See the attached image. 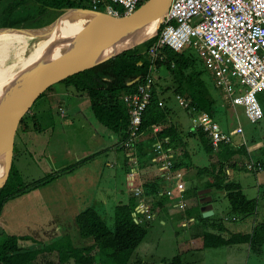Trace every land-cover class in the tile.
Masks as SVG:
<instances>
[{
	"label": "rangeland",
	"instance_id": "374dc122",
	"mask_svg": "<svg viewBox=\"0 0 264 264\" xmlns=\"http://www.w3.org/2000/svg\"><path fill=\"white\" fill-rule=\"evenodd\" d=\"M22 1L24 4L14 13L15 19H24L19 24V28L44 27L60 17L73 14L72 12L62 13L48 10L41 13V8L34 0ZM6 5L4 2L0 7V25L5 18L2 10ZM12 36H20V34H12ZM194 52H191L192 57L196 56L200 59ZM199 70L201 71L200 78L204 81V85L210 94L221 98L222 95L216 89L213 79L206 71L202 60ZM154 75V85L160 94V101L163 106L170 110L169 119L162 127L173 124L178 126L183 134L187 133L188 129L192 130L190 116L178 105L175 99L176 82L174 77L166 72L164 68H160ZM77 94H81L80 97H76ZM181 97L185 98L184 96ZM256 97L264 111V91L259 92ZM220 102L223 106L222 113L216 114L214 117V121L219 125L220 130L230 132L239 127L243 130V135L234 137L232 143L222 147L221 151H232L233 145L242 143L243 139L245 142H249L251 138H257L264 143V117L257 124H251L245 117L244 110L241 107H230L222 99H220ZM27 123L29 125L28 132L38 131V133H42L38 141H40L42 153L44 154L42 157L34 156L33 149L30 146L32 140L30 138L22 139L24 133L20 128L17 129L15 144L19 155L14 160V165L21 174L23 181L40 180L47 174L43 172V169H50V166L59 169L71 166H77L76 168H78L82 165V169L77 174L74 172L73 177H67L68 175L59 176L60 179H55L40 190V197L30 196V193H28L10 200L3 208L0 222L6 221L10 217L12 219L9 228H5L3 231L8 235L20 237L19 235H28V233L31 234L33 231L40 229L43 231L52 230L48 228L47 223L44 225L43 215L47 217L60 216L67 207H70V210L65 212L69 213L72 220L65 223L74 226V215L90 206H94L105 224L113 230L114 208L118 205L115 201V189L119 186L121 189L130 190L133 185L130 186L128 182L124 181L119 168L109 169L101 163L106 156H102L101 153L103 152L98 150L109 144L112 131L103 128L95 119L87 96L78 93L72 86H66L62 83L55 84L32 105ZM23 140L27 144L26 146L22 144ZM199 140L201 139L190 140L193 145L196 142L199 145L191 155V161L193 164H197L198 167H206L209 163V154L203 151L204 147H202ZM46 142L49 143V146L45 148ZM118 152L120 156L124 157L122 151ZM216 154L218 155V153ZM237 155L241 159L244 158L242 154L238 153ZM247 158L252 162L261 161L264 164V148ZM38 159L43 160L38 164ZM45 159L50 163L47 166H44ZM238 165H240L239 162ZM2 175L3 171L1 170L0 179H2ZM229 177L234 182L242 183L245 196L249 199H256L257 209L254 215L250 217H235L233 219L227 215L229 214V205L225 196L219 197V199H216L217 202H214V208H217L219 215L216 219L227 217V220L224 222L217 221V223L221 224L228 233L248 234L251 232L253 225L264 221V172L257 174L236 166L230 167ZM79 185H82V189L78 188ZM145 190L150 193L147 187ZM80 197L81 200L78 202ZM103 197L106 200L101 202ZM132 198H134L133 195ZM137 200L134 198L136 204L138 203ZM155 218L148 222L147 237L134 252L129 264H167L178 254H182L183 264H264V247L260 255L251 253L248 251V247L243 245L202 249L199 240H190L189 234H187L189 224L185 221L181 227L177 221L169 222L165 218H162V220ZM162 221L165 223L162 224ZM56 225L57 227L61 226L62 220ZM70 232L76 233L73 229ZM69 239L73 244L71 238ZM60 241L65 242L66 239ZM74 241L76 246H87L89 243V241L88 243L86 241L82 244L77 236ZM28 246L30 245L22 244L24 249L40 248L39 246ZM49 257L51 258V256ZM52 258L54 259V257ZM104 264L117 263L105 257Z\"/></svg>",
	"mask_w": 264,
	"mask_h": 264
},
{
	"label": "trees",
	"instance_id": "16d2710c",
	"mask_svg": "<svg viewBox=\"0 0 264 264\" xmlns=\"http://www.w3.org/2000/svg\"><path fill=\"white\" fill-rule=\"evenodd\" d=\"M34 1L41 8V13L47 10L58 12L65 8H91V0ZM4 2L5 5L7 2V5L2 10L5 18L0 27L19 28V24L24 19H15L14 13L24 4L23 1L0 0V7ZM6 34L8 33L0 34V46L3 43L2 36ZM156 38L138 48L122 53L103 64L70 76L60 82L66 86H72L78 93H83L87 96L95 119L103 127L119 136L121 144L129 137L130 130L128 108L123 102V98L125 95L132 93L142 83L144 76L147 74L149 61L146 56V50L156 41ZM191 52L194 51L189 48H185L179 53L173 52L168 48H161L159 53L165 58L164 61H156L155 66L158 70L164 68L166 72H169L174 77L176 82L174 92L176 96H184L189 102V107L206 113L214 120L216 114L222 113L221 109L223 106L220 102L222 98L211 95L205 87L204 81L200 78L201 71L199 70V65L201 64V60L196 56L192 57ZM138 78L140 79L138 82L131 86L127 85ZM160 103L162 104L160 94L154 85L151 99L143 113L139 133L150 130L152 126H159L160 131L156 134V139L164 140L168 138V146L176 149L180 146L178 142L183 139H181L183 133L178 126L173 124L162 127L169 119L170 110L163 106V104L160 106ZM28 115L29 113L23 117L18 126L23 133L29 131L27 123ZM185 134L184 137L187 138L197 136L202 139L206 142L204 144L205 152L207 154H214L210 143H207L206 134L202 131L188 129V132ZM17 150V145L14 142L11 170L6 183L0 188V216L4 206L10 200L41 189L59 178V176L71 173L77 167H66L58 173L44 176L40 180L25 182L14 165V160L19 155ZM231 150L230 152L223 150L218 155L216 154L218 157L216 164L210 168L196 169V173L199 176L207 175L210 177L212 181L211 188L224 191V196L229 205V214H227L229 217L233 219L235 217H250L256 212V199L247 198L241 190L239 183L230 180V177L225 173V163H230L232 157L238 153L247 157L246 151L245 148L241 147L237 149L232 148ZM258 163L260 166L254 167V170L256 169L255 172L264 170V164L261 161ZM229 166L236 167L237 163L231 162ZM180 168L181 165L175 161L174 169ZM240 168L245 169L246 166L242 165ZM158 190H162V184L155 180L150 193L159 192ZM131 201L127 205H119L114 208L113 230L105 224L94 208L85 209L76 216L75 225L79 237L83 240L90 239L91 244L89 246H74L70 242L69 237L64 236L58 241L45 245L38 250H33V248L24 249L20 247L19 242L30 240V238L8 235L4 231H1L0 264H104L105 257L115 261L117 264H129L134 252L145 240L148 233V222L137 224L134 221L133 214L135 213L137 204L133 199ZM162 202L164 203V199H161L159 202L156 201L151 205L149 204L153 214L158 209L164 207ZM225 220H227V217L225 219H215V217L204 219L200 215L194 224H189L187 234H189L191 241L199 240L201 242L200 248L202 249L243 245L248 246L250 252L255 255L262 253L264 247V221L257 223L249 234H244L228 233L221 224L217 223V221L224 222ZM64 239H66L65 242L60 241ZM167 264H183L182 254L174 256Z\"/></svg>",
	"mask_w": 264,
	"mask_h": 264
},
{
	"label": "built area",
	"instance_id": "2783aa9c",
	"mask_svg": "<svg viewBox=\"0 0 264 264\" xmlns=\"http://www.w3.org/2000/svg\"><path fill=\"white\" fill-rule=\"evenodd\" d=\"M145 2L91 0L90 10L119 18L132 14ZM161 48L176 53L191 48L202 60L224 103L241 107L251 124L263 119V110L256 96L264 91V0H171L156 41L146 50L148 72L142 83L123 98L130 120L129 138L124 148L129 150L127 157L133 165L139 164L133 148L140 135L143 113L151 99L154 74L158 71L155 62L165 58L159 53ZM175 99L181 108L188 110L192 131L200 130L206 134L214 151L221 145L230 144L233 137L243 135L240 127L230 132L221 131L206 113L189 107L188 101L179 95ZM150 131L156 135L160 127L153 126ZM168 143V138L159 140L150 152L152 162L165 181L172 184L170 190L158 194L161 197H173L174 191L183 193L184 190L183 173L174 169L175 154ZM137 175L133 170L128 184L133 185L132 195L138 199L133 217L140 224L152 220L154 214L143 189L136 185ZM178 208L184 210L185 205L179 204Z\"/></svg>",
	"mask_w": 264,
	"mask_h": 264
},
{
	"label": "water",
	"instance_id": "95a60500",
	"mask_svg": "<svg viewBox=\"0 0 264 264\" xmlns=\"http://www.w3.org/2000/svg\"><path fill=\"white\" fill-rule=\"evenodd\" d=\"M170 2L147 0L132 14L119 18L90 9L65 8L60 12L73 14L60 17L44 27H0V34H20L38 41L51 39L46 55L18 73L20 81L15 83L5 110L0 114V169L3 171L0 188L6 183L11 170L18 126L37 99L70 76L92 69L156 38ZM32 47L30 45V50ZM57 49L61 50L55 57ZM139 80L127 85L131 86ZM212 215L213 211L209 210L202 217Z\"/></svg>",
	"mask_w": 264,
	"mask_h": 264
},
{
	"label": "crops",
	"instance_id": "0c3cea01",
	"mask_svg": "<svg viewBox=\"0 0 264 264\" xmlns=\"http://www.w3.org/2000/svg\"><path fill=\"white\" fill-rule=\"evenodd\" d=\"M80 95L81 94H77L76 97H80ZM184 99L186 100V98H184ZM186 101H188V100H186ZM61 109H63V108L61 107ZM185 111L189 115L188 110L185 109ZM41 135H42V133H38V131L28 132V133L22 134V139H29L30 138L32 140L30 146L33 149V155L34 156L42 157V155L44 154V153H42V146L40 145V141H38V140H40ZM111 135L112 136L110 137L109 144L107 146H103L102 149L98 150V151L103 152V153H101L102 156H106L105 160L101 161V163L104 164V166L109 167V169H113V168L118 169L119 168L120 173H121L122 177H124V181H126V183L128 182L129 175L132 174V171L133 170L137 171L138 175L136 177V185L141 186V188H143L144 195L146 196L147 200L149 201V204L151 205V204L155 203L156 201L159 202V201H161V199L162 200L164 199V203L162 202L164 204V207H162V208L158 209L156 212H154V217H156L157 219H161V220H162V218H165L169 222L177 221L181 227H182V224L185 222L188 224H194V222H196L195 220L200 215H202L204 212L209 211V210L213 211V215L211 217L204 218V219H210V218H214V217H215V219L218 218V216H219L218 210H217V208H214V202H217L216 199H219V197H222L225 195L224 191H222L220 189L211 188L212 181L210 180V177H208L207 175L206 176H199L196 173L197 172L196 169L210 168L212 165L216 164L218 162V157H217L216 153L219 154L220 152H222L221 148L224 146L230 145L232 142L228 145H221L219 147V149L216 151L213 150L214 154L213 155L209 154L208 166L198 167L197 164L192 163L191 155L195 151V148H198L199 145H198V142H196V144L194 143V145H193L190 140L196 139V138L200 139V138H198L197 136L187 138V137H184L186 134H182L181 139L182 138L183 139L178 142V143H180V146L176 149H173V151L175 154V161H177V163L181 165V168L178 170H181V172L183 173V180H184L183 188H184V190H183V193H178V192L174 191L173 197H166V196L161 197L158 194L170 190L172 188V184L165 181V179L163 178V174H161L159 172L157 165L154 162H152V159L150 156V152L152 151L154 144H156V142L159 141V139H156L157 136L155 134H153L150 130H147L144 133H140L138 138L135 140V144H134V148H133L134 149L133 153L139 161L138 166H135L131 162H129V159H128L129 157H127L129 154V150H126L124 148L125 142H123L121 144V140H120L119 136H117L113 132L111 133ZM206 139H208L207 136H206ZM48 140H46V141H48ZM251 140H252V142H251ZM199 141L201 142L202 147H204V144L206 142H204L202 139ZM208 142H209V139H208L207 143ZM22 144H24L25 146L27 145V144H25V141L22 142ZM47 146H49L48 142H46L45 148ZM180 147H181L182 151H181ZM235 147L236 148H239V147L245 148L246 155H247V157H249L251 154L255 153L256 151L262 150L264 148V143H262L257 138H251L249 140V142H247V141L245 142V140L243 139L242 143L240 142L239 144L233 145V148H235ZM118 151H122V153L124 154V157L120 156V153ZM203 151H205L204 148H203ZM110 155H111V157H110ZM247 157H244L243 159H241L238 155H234L232 157V160H230V163L231 162L237 163V166L239 168L242 165L244 167L246 166V168L243 169L245 171H251V172H254L257 174L258 173L261 174L264 172V170H260V171L255 172L256 169L254 170V167L260 166V164L258 163L260 161L252 162ZM42 160L43 159H41V160L38 159V164L40 162H42ZM238 162L240 165H238ZM44 163H45L44 166H47L50 164L46 159H45ZM230 163H225L226 164L225 173L228 176L230 174V167H231V166H229ZM81 167H82V165H80L78 168H76L77 169V170L75 169L76 171L74 170L71 173L65 174V175H68L67 177H73L74 172H76V174H77L78 171L82 169ZM64 168H66V167H62V168L58 169L57 167L53 168L50 166V169H48V168L43 169V172L45 174L47 173L45 175V176H47L48 174L49 175L50 174H56ZM63 176L64 175H62V177ZM59 179H60V177H59ZM83 179L85 180L84 177H83ZM161 179H163V180H161ZM155 180L159 181L162 184V190L161 191L158 190L159 192H156V193L155 192L147 193L145 188L147 187L148 190L151 192L152 185L154 184ZM239 185L241 187V190L244 193L242 183H239ZM258 187H260V186H258ZM78 188L82 189V185H79ZM42 189H44V187L41 189H37L35 191H32L30 193V196H39L40 197L41 196L40 190H42ZM126 190L121 189V187H119V186L116 187V189H115V201L118 203L117 206L127 205L132 199L134 200V198H132V190L131 189L130 190L126 189ZM173 190H174V187H173ZM80 200H81V197L78 199V202ZM102 200L103 201H101V202H104V200H106L105 197H103ZM91 202H93V201H91ZM182 203L185 205V209L183 211H181L178 208L179 204H182ZM103 205H104V203H103ZM69 208L70 207L65 208L63 210V213L60 216L59 215H53V216L47 217V216L43 215L42 221L45 220V222H43L44 225H45V223H47L48 228L52 229V230L43 231L40 229L37 231H33L31 234L28 233V235H19L20 237L30 238V240H27V241H20L19 242L20 247H22V244L24 243L26 245H30L28 247L39 246L40 248H42L45 245H49V244H52V243L58 241L59 239H61L64 236H68L69 238H71L74 246H76L74 244L75 243L74 240H75L76 236H77V239L80 240V242H82V244L85 243L86 241L88 243L89 240H83L79 237L77 227L75 225V218L80 212L76 213L73 217L74 226L69 224V223H65L66 221L72 220L69 213L65 212V211L70 210ZM88 208H94V206L87 207L86 209H88ZM84 210H82V211H84ZM0 219H1V216H0ZM11 219H12V217L8 218L6 221L3 220V222L2 221L0 222V230L1 231L5 230V228H9V224H10ZM61 220H62V225L57 227L56 223L60 222ZM147 222H149V221H145L144 223H147ZM161 223L164 224L165 222L162 221ZM254 226L255 225H253V227ZM60 227H61V229H60ZM253 227H252V229H253ZM178 228H180V227H178ZM72 229L75 230L77 234L71 233L70 230H72ZM46 239H47V241H45ZM90 244H91V242L89 241L87 246H89ZM77 247H79V246H77ZM40 248H33V250H38ZM248 251H250V249Z\"/></svg>",
	"mask_w": 264,
	"mask_h": 264
},
{
	"label": "bare ground",
	"instance_id": "6f19581e",
	"mask_svg": "<svg viewBox=\"0 0 264 264\" xmlns=\"http://www.w3.org/2000/svg\"><path fill=\"white\" fill-rule=\"evenodd\" d=\"M2 40L3 43L0 46V114L5 110L8 95L14 90L19 80L18 73L21 69L42 59L51 44V39L38 41L23 35L12 36V33L2 36ZM30 45H33L31 50ZM60 50L55 51V57L59 55ZM38 80L41 82L40 79Z\"/></svg>",
	"mask_w": 264,
	"mask_h": 264
}]
</instances>
